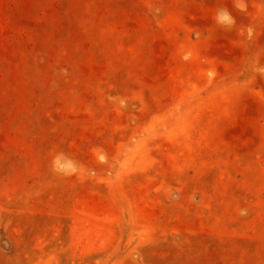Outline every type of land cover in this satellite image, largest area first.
Here are the masks:
<instances>
[{"label": "rangeland", "instance_id": "rangeland-1", "mask_svg": "<svg viewBox=\"0 0 264 264\" xmlns=\"http://www.w3.org/2000/svg\"><path fill=\"white\" fill-rule=\"evenodd\" d=\"M0 264H264V0H0Z\"/></svg>", "mask_w": 264, "mask_h": 264}, {"label": "clouds", "instance_id": "clouds-1", "mask_svg": "<svg viewBox=\"0 0 264 264\" xmlns=\"http://www.w3.org/2000/svg\"><path fill=\"white\" fill-rule=\"evenodd\" d=\"M233 6L240 12L246 11V0H232ZM216 23L225 27H231L235 24V18L226 8L218 9L215 15ZM249 37L251 36V29H248ZM241 214H244L243 211Z\"/></svg>", "mask_w": 264, "mask_h": 264}]
</instances>
